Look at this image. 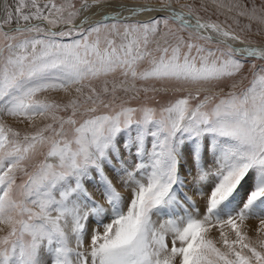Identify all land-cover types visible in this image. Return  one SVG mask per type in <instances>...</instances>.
<instances>
[{"label":"snow or ice","instance_id":"6c2138e0","mask_svg":"<svg viewBox=\"0 0 264 264\" xmlns=\"http://www.w3.org/2000/svg\"><path fill=\"white\" fill-rule=\"evenodd\" d=\"M211 2L264 24V4L255 0L250 7L239 0ZM104 4L82 0L76 8L72 0H18L14 10L5 5L0 225L7 231L0 235V264H45L44 255L47 264H264V237L253 241L243 231L255 215L262 217L264 232V64H255L264 61V47L251 46L231 25L204 20L195 4L180 0H161L159 7L119 4L99 21L74 23L81 10ZM125 11L131 17L166 14L129 22ZM14 20L16 27L5 30ZM61 24L67 28L55 31ZM249 60L256 69L249 87L223 95L210 91L239 75ZM168 86L195 92L159 109L128 106L141 93L167 92ZM48 91L71 98L64 104L38 98ZM3 116L50 122L22 134ZM37 156L44 159L33 165ZM109 169L132 188L126 206ZM187 177L198 195H205L198 185H210L202 217L183 191ZM86 182L98 186L108 207ZM216 226L223 248L208 237Z\"/></svg>","mask_w":264,"mask_h":264},{"label":"rangeland","instance_id":"374dc122","mask_svg":"<svg viewBox=\"0 0 264 264\" xmlns=\"http://www.w3.org/2000/svg\"><path fill=\"white\" fill-rule=\"evenodd\" d=\"M1 2H2V0H0V16L2 17V14H1V7H2L1 4L2 3ZM39 2L41 4H43L46 2V0H39ZM64 2H65V0H56L57 4L64 3ZM72 2L76 5V8H80L82 0H72ZM133 2H139L143 5H146V3L147 4H158V5H160L161 0H105L104 5L91 7L93 9L90 12L91 13L95 12V11H93L95 8L98 9V11H99V9H102V8L108 9V7H110V6H111V8H114V5L118 4V3L130 5ZM229 2H230V0H225V3H229ZM252 2H253V0H239V3L242 6L247 5L248 7L251 6ZM5 3L7 5H9L14 10V7L18 3V0H6ZM89 3H91V0H89ZM180 3L181 4H185V3L195 4L199 8L200 15L203 17L204 20H210V21L220 23L226 28H228V26L231 25V28H229V30L235 31L237 34H240V35L247 37V39L252 41L251 46L257 47V46H263L264 45V24H260L256 21H250L247 17L238 16L236 14L237 10L234 9L232 12H228L226 9H217L216 6L214 4H212L211 0H180ZM255 3L257 4V6H261L262 4H264V0H255ZM201 4L206 6L207 11H205L204 8L199 7ZM173 6L179 7V4L174 3ZM4 11H5V7H4ZM27 11H28V9H25V12H27ZM100 13H102V10L100 11ZM124 13H125L124 16H129V18H130L129 22H146V21L151 19L150 16H149V18L147 17L146 19H144V18L139 17V15H136L135 17H130V15L127 14L128 12H124ZM221 13H223V14H221ZM140 14H142V13H140ZM4 16H5V12H4V15L2 18H4ZM161 16H163V15H161ZM153 17H158V16H153ZM133 18H135V19H133ZM225 21H226V23H225ZM236 21H239V23H237ZM32 23H36V21L33 20ZM249 24L251 25L250 31L247 28H245V25H249ZM62 25L63 24L59 25L55 29H59L60 26H62ZM6 27H8V28L16 27L15 20L13 21V23L11 25H5V28ZM66 28L67 27H65L63 29H66ZM241 29H244V31L241 32ZM60 30H62V29H60ZM65 39L68 40L70 38H65ZM221 47H223V45H221ZM252 63H253V61H251V60L246 62L244 69L242 70V72L239 75H237L236 77H234L230 80H226V81L221 82L218 86L211 88L210 91L213 93H220L221 95H223L224 93H227L228 91H235L238 93L243 91L244 89L249 87L250 81L253 77V73L256 71V69L252 68V66H251ZM255 64H256V67L259 68L261 64H264V61L257 60V61H255ZM143 67H147V65L145 64V65H143ZM233 84L236 85L235 88L232 87ZM155 87L157 89H163L164 86L159 84V83H156ZM168 87H169V90L167 92L161 90V91L156 92L155 94L149 93L147 97H145V95L143 93H141V95L138 98L131 100L129 102L128 106L138 107L140 105L146 104L150 107H154V108L159 109L162 106H166L170 102L179 98L180 96L185 95L186 91H188V90L195 92V89H188L184 92H175V91H172L171 86H168ZM221 88L223 89V92L220 91ZM153 95H154V98H153ZM72 96H75V92L72 93ZM202 96H203V93H201V97ZM38 98L45 100L47 102H55V103L64 104V103H67L71 97L68 94L64 93L63 91H48V92L40 94L38 96ZM192 103L195 104L196 101H193ZM60 114L61 115H67L66 113H60ZM2 119L6 125L14 128L15 130L20 131L22 134L34 132L36 130V128L41 127L44 124L50 122V121L45 120L41 117H36L34 119V121H28L25 118H13L10 116H3ZM33 125H35V127ZM147 147L150 150V148H151V137H149L147 140ZM45 151H46V149H45ZM43 159H44L43 156H37L36 159L33 161V165H35L36 163H39V161H41ZM130 160L133 163L136 162V158L134 156L131 157ZM49 162L55 163L56 161L50 160ZM211 163H212V156H211V153L209 152V153H206V155H205V167L207 168L208 166L211 165ZM129 166H131V165H129ZM29 170H31V166H30ZM107 171H108V175L112 179V181L115 184V186L117 187V189L124 196L125 206H126L127 202L131 199L132 188L123 182V179L121 176H118L116 173L112 172L110 169ZM193 176H195V170H193ZM190 179H191V182L193 185L192 177H190ZM20 182H22V180L20 177H18L17 183H20ZM86 187L92 193L93 197L97 201L104 204L105 207H108L107 202L104 199L102 192L99 190L97 185H95L92 182H86ZM198 187H203V189L205 188L204 190L208 191V187H210V185L208 187H205L203 185H198ZM183 191H184V189H183ZM206 191H204L205 195L207 194ZM187 194L189 196H191L192 199L194 200L193 195H191L189 193H187ZM181 199H183V198L181 197ZM202 202H204V204H206V196ZM202 202H200L199 205H198V203L195 202L196 207L198 208V206H199L200 212H201V209L204 205ZM191 209L192 208L190 207L189 210L193 211V209L192 210ZM202 211L203 212L201 214V217L205 212V208H203ZM182 212H183V210L180 209L179 213L183 214ZM154 218H155V216H154ZM261 218L262 217L254 215V216L249 217V219H247L244 222L243 231H245L248 234V236L251 237V239L253 241L257 240L260 237H264V232L259 231V229L261 228V222H260ZM253 221H258V223L256 224L257 226L253 225V227H252L250 222H253ZM93 226H94V221H92L90 219L89 224H88V228H90L89 232ZM0 228H4V226L0 225ZM6 231H7V229L4 228V231H0V235H4ZM225 231H227L229 233L230 239L234 238V234L229 229L225 228ZM208 237L210 239H213L214 241H216L217 247L223 248V245L221 242L220 230H219L218 226L211 228L210 232L208 233ZM86 244H87V240H86ZM168 244H169V248H170L171 247V237L170 236L168 238ZM73 246H74V242H73ZM177 246H179V244ZM43 259L45 261V264H47L48 256L44 255Z\"/></svg>","mask_w":264,"mask_h":264},{"label":"bare ground","instance_id":"6f19581e","mask_svg":"<svg viewBox=\"0 0 264 264\" xmlns=\"http://www.w3.org/2000/svg\"><path fill=\"white\" fill-rule=\"evenodd\" d=\"M2 4V7H1V14H2V17H3V15H4V5H6V3H5V0H2V2H1ZM116 5H119V3L118 4H115L114 5V8H111V6L110 7H108V9L106 8V9H99V11H98V9H94L93 11H95V12H90L93 8H89V9H87V10H81V14H80V16L78 17V18H76L75 19V21H82V20H84L85 18H88V21H92L93 19H97V18H100V17H103L106 13L107 14H112V13H115L116 11H117V8H116ZM146 5H151V6H153V7H159V5L158 4H147L146 3ZM146 5H143V4H141V3H139V2H133V3H131L130 5H128V6H146ZM173 7H175V8H177V9H179V7H177V6H173ZM99 8V7H98ZM102 10V13H100V11ZM125 12H127V11H125ZM125 13H123V15H124ZM127 14H129V13H127ZM165 15L164 14V12H161V11H156V12H142V14H140V13H138L137 15H139V17H141V18H144V19H146L147 17L149 18V16H150V18L151 17H153V16H161V15ZM130 15V14H129ZM100 16V17H99ZM1 17V16H0ZM131 17V16H130ZM90 23V22H89ZM230 43H233V46L234 47H241V46H243V45H241V44H239V42H232V41H229ZM255 47V46H254ZM257 47H264V45L263 46H257ZM182 171H183V169H182ZM247 188V185H245V189ZM205 189V188H204ZM203 189V190H204ZM245 189H241V193H240V195H239V197H238V204H239V201H241L242 200V198H243V193H244V191H245ZM204 191H206V190H204ZM184 192H186V193H189V194H191V195H193V198H194V200H195V202L196 203H198V205L200 204V202H202L204 199H205V196L206 195H204V196H201V195H198V194H196L195 193V191H194V189H193V185H192V182H191V179H190V177H187V187H185L184 188ZM206 192H208V191H206ZM126 195V194H125ZM205 202V201H204ZM204 202H202L203 204H204ZM205 205V206H204ZM203 205V207H202V209L203 208H205L206 207V204H204ZM202 206V205H201ZM200 206V207H201ZM198 208H199V206H198ZM202 209H201V212H200V215L202 214ZM192 210V209H191ZM181 213V212H180ZM183 213V212H182ZM154 218V217H153ZM154 220H156V221H158L157 222V224H159V222H161V218L160 217H155L154 218ZM258 223V221H253V222H250V224L252 225V227H253V225H256ZM257 226V225H256ZM259 226V225H258ZM90 229V228H89Z\"/></svg>","mask_w":264,"mask_h":264},{"label":"water","instance_id":"95a60500","mask_svg":"<svg viewBox=\"0 0 264 264\" xmlns=\"http://www.w3.org/2000/svg\"><path fill=\"white\" fill-rule=\"evenodd\" d=\"M5 1H6V0H5ZM159 6H160V5H159ZM164 14H166V13H164ZM101 18H102V17L97 18V19H93L92 21H88V22L92 23V22H94V21H99ZM0 20H2V17H0ZM80 22H81V21H74L75 24H80ZM36 23H37V21H36ZM45 26L47 27V25H45ZM65 27H67V26H66V25H62V26H60L59 29H54V30H55V31H60V29H63V28H65ZM12 28H14V27H12ZM5 30H9V28H5Z\"/></svg>","mask_w":264,"mask_h":264}]
</instances>
